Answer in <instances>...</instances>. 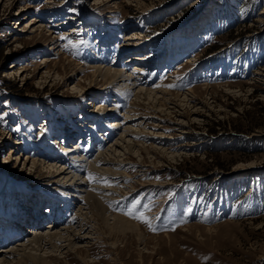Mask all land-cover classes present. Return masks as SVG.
Instances as JSON below:
<instances>
[{"label":"rangeland","instance_id":"rangeland-1","mask_svg":"<svg viewBox=\"0 0 264 264\" xmlns=\"http://www.w3.org/2000/svg\"><path fill=\"white\" fill-rule=\"evenodd\" d=\"M115 1L117 6L107 0H0V216L18 214L23 202L32 213L39 200L50 205L53 197L60 199L65 190L51 173L21 167L23 161L53 153L66 158L73 144L91 159L114 137L106 125L133 98L108 90L94 95L100 78L95 88L73 87L79 79L86 83L82 73L44 81L35 75L41 57L49 54L58 64L65 56L88 66L109 65L114 58L122 64L127 50L142 51L146 61L160 57L142 77L165 82L171 92L194 89L197 101L179 109L185 131L171 122H177L173 113L141 121L145 132L156 128L165 134L166 143L159 144L165 153H142L145 175L130 165L139 158L130 156L125 171L133 188L107 207V214L118 213L139 229H114L90 239V264H264V0ZM33 16L53 32L31 38L19 31ZM54 36L59 56L50 54ZM125 37L132 49L122 44ZM13 61L27 66L25 76L18 77L19 68L9 72ZM134 64L142 61L125 68ZM96 103L116 104L117 117L108 115L110 110L97 112ZM61 145L69 152L61 153ZM136 200V211L155 231L125 214ZM78 202L69 211L62 206L63 221L75 219ZM51 222L43 221V228ZM57 259V264H83L72 253Z\"/></svg>","mask_w":264,"mask_h":264},{"label":"bare ground","instance_id":"bare-ground-1","mask_svg":"<svg viewBox=\"0 0 264 264\" xmlns=\"http://www.w3.org/2000/svg\"><path fill=\"white\" fill-rule=\"evenodd\" d=\"M107 1L111 3V5H118L115 0ZM26 8L30 9L29 6H26ZM24 23L25 26L22 27V29L20 28L19 31H24L27 35H32L31 38L33 35H41L43 30L48 31L50 34L53 32L47 27L49 23H43L41 19L35 16L27 18ZM63 23L64 22L60 24ZM73 30L74 28L71 29L70 32ZM70 32L66 31L65 34ZM133 39H137V37ZM49 41L50 54L52 52L53 55L59 56L61 52L59 50L60 44L58 36H54L52 39L50 38ZM122 44L128 45L126 49H132L130 46H134L132 41L127 37L123 39ZM127 52L129 55L122 64H119L114 58L113 63L109 65L98 63L88 66L83 62H78L65 56L63 57L62 63L58 64L57 60L52 61V58L50 59L49 54L41 57L42 61L38 63L35 75L40 74L41 79L44 81L48 78L50 79L52 76H58L59 74L61 78L63 77L65 80H68L74 75L82 73L81 78H83V81L85 80L87 84H81L79 79L73 87L84 90L86 86L96 85L97 79L100 78L102 81L99 87L100 89L93 86L97 91L99 90L97 93H94V95L108 90L115 92L121 99L128 98L126 97L128 95L133 98L130 99L125 112L119 114L117 119L110 121L109 124L106 125L112 128L111 134L114 133V137L107 143L108 146L105 149L92 155L91 159L80 151L79 145L73 144L71 146L72 150H70L73 152L66 158L53 153L50 156L41 157L42 160L29 158L23 161L21 167L30 164V166L45 168L47 173H51L50 176L54 179L56 184L65 191L59 196L60 199L53 197L52 201H50V217L53 218V220L51 223L47 224L48 226H46V228H43L44 212H42L43 208L41 207V203L43 204L46 202V199L41 200V202L38 199L39 203H36L33 216L31 215L33 212L31 213L29 211V205H26L27 202H23L20 205V213L18 214L19 222L18 219L17 221H12L14 226L17 225L14 227L17 228V230L11 233V231H1L0 229V239H2L0 241L4 243L9 242L6 246L3 242H0L1 245L2 243L4 245L0 247V264H57L59 261V259H57L58 255L63 253L66 255L68 253L76 254L77 258L83 264H90L89 259H91V257L89 258L88 254L90 239L100 240L104 237V233L108 235L114 229L120 232H123L127 227H131L135 230L139 229L136 222L118 213L107 214V207L109 202L123 197V195L129 193L133 188L131 183H127L128 180L131 179V176L125 171L126 163L130 156L139 158L130 165L137 169L139 168L138 170L141 171V174L145 175L149 170L143 168L145 164L141 159L142 153L145 155H162L163 152L165 153L166 147L163 148L164 145L159 146V144H163V142L166 143V140L161 137L165 136V134L156 128L151 129V132H145L146 126L141 127V121L143 119L152 120V117H160L159 114L170 115L173 113L174 116L177 117L175 118L177 122L174 120L171 122L177 125L180 124L178 127L181 128L182 131H185V119L181 121L178 120L180 118L178 116H183L184 114L178 113L180 112L179 109H183L181 108L182 105L186 106L191 103L195 105L197 99L192 94L194 89H189L186 92H171L165 82L162 81L153 84L152 77H148L147 79L142 77V74L145 72L148 73L147 70L150 63H159V56H152L151 59L146 61L141 57L144 55L141 54L142 51H139L140 55L137 52H130L128 50ZM136 61H142V64H134L130 71L125 68V66ZM14 62L15 61L9 66V72L19 68L17 70L18 77L25 76L27 66L17 65ZM49 63L52 64L51 67H49ZM58 68L61 69V73H59ZM64 69H68V71L65 72L66 70L64 71ZM205 87L207 88V86ZM115 105L108 108L101 103H96L94 108L99 109L97 112L100 113L110 110L108 115L117 117V115L113 114V111L116 109ZM165 118L168 119L167 117ZM193 118H195V116H193ZM147 125L154 127L158 124ZM69 132L71 134V131ZM69 132L65 131L66 134ZM108 133L109 132H107V134ZM111 134L108 135V137H110ZM145 142L149 143L146 144ZM13 143L16 144L17 142L14 140ZM12 152L13 149L9 148V154H12ZM60 152H69V149L65 145H61ZM166 153L171 154L170 151ZM123 155L125 156L123 157ZM89 174L108 178L110 186H105L103 183L90 182L88 178ZM114 183L116 184L115 186L113 185ZM76 199H78L79 202L76 204L78 207L74 212L75 219L72 220V218H70L63 221L62 216L63 213H65L64 210L69 211ZM58 200H61L63 203H59ZM63 205L66 206L64 210H62ZM40 207L41 210L39 211ZM36 210H38V212H36ZM59 211H61L60 214H58ZM27 213L29 219H27ZM56 215L59 216L56 217ZM110 220L111 222H109ZM12 222L8 220L6 215H3V217L0 216V228L9 226V223L12 224ZM25 225L31 226V229L26 235L23 234Z\"/></svg>","mask_w":264,"mask_h":264},{"label":"snow or ice","instance_id":"snow-or-ice-1","mask_svg":"<svg viewBox=\"0 0 264 264\" xmlns=\"http://www.w3.org/2000/svg\"><path fill=\"white\" fill-rule=\"evenodd\" d=\"M66 47H67V45H66ZM88 178H89L90 182L103 183L105 186H110L108 178H106V177L95 176V175L89 174ZM138 205H140V201L139 200L134 201L132 206H131V210L126 212L125 214L129 215L133 219L140 220L142 223L147 224L148 227L150 228V230L155 231L156 229L152 228L151 222L148 219V217H146L143 212H137L136 211V208ZM144 207H147V206L145 205Z\"/></svg>","mask_w":264,"mask_h":264}]
</instances>
